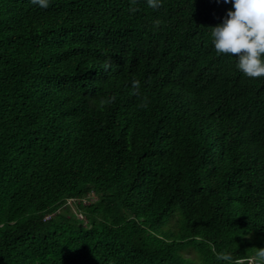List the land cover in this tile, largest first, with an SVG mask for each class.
<instances>
[{
	"label": "trees",
	"instance_id": "16d2710c",
	"mask_svg": "<svg viewBox=\"0 0 264 264\" xmlns=\"http://www.w3.org/2000/svg\"><path fill=\"white\" fill-rule=\"evenodd\" d=\"M231 7L0 0V264L257 263L264 76L212 44Z\"/></svg>",
	"mask_w": 264,
	"mask_h": 264
},
{
	"label": "clouds",
	"instance_id": "9594fccd",
	"mask_svg": "<svg viewBox=\"0 0 264 264\" xmlns=\"http://www.w3.org/2000/svg\"><path fill=\"white\" fill-rule=\"evenodd\" d=\"M32 3L41 8L49 6V0H32ZM223 3L232 7L220 23L211 27L215 50L221 54H237V67L247 77L264 76V0H223ZM147 4L156 9L162 5V0H147ZM133 86L139 90V80L134 81ZM216 255L221 261L233 260L230 253ZM255 258L257 264H264V247L257 248Z\"/></svg>",
	"mask_w": 264,
	"mask_h": 264
},
{
	"label": "rangeland",
	"instance_id": "374dc122",
	"mask_svg": "<svg viewBox=\"0 0 264 264\" xmlns=\"http://www.w3.org/2000/svg\"><path fill=\"white\" fill-rule=\"evenodd\" d=\"M68 204H69L70 210H71L72 212H76V208H75V206L73 205V202H72L71 200L68 202ZM78 216H80V215H78Z\"/></svg>",
	"mask_w": 264,
	"mask_h": 264
},
{
	"label": "built area",
	"instance_id": "2783aa9c",
	"mask_svg": "<svg viewBox=\"0 0 264 264\" xmlns=\"http://www.w3.org/2000/svg\"><path fill=\"white\" fill-rule=\"evenodd\" d=\"M250 264H252V263L250 262ZM254 264H257V263H254Z\"/></svg>",
	"mask_w": 264,
	"mask_h": 264
}]
</instances>
